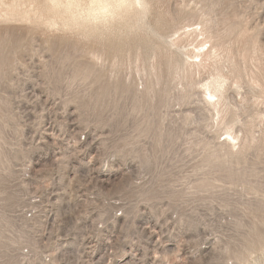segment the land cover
<instances>
[{"label": "rangeland", "instance_id": "rangeland-1", "mask_svg": "<svg viewBox=\"0 0 264 264\" xmlns=\"http://www.w3.org/2000/svg\"><path fill=\"white\" fill-rule=\"evenodd\" d=\"M143 1L0 0V264H264V0Z\"/></svg>", "mask_w": 264, "mask_h": 264}, {"label": "bare ground", "instance_id": "bare-ground-1", "mask_svg": "<svg viewBox=\"0 0 264 264\" xmlns=\"http://www.w3.org/2000/svg\"><path fill=\"white\" fill-rule=\"evenodd\" d=\"M51 1L53 3L52 4L53 7H51L52 11L60 13V11H58V8L63 6V9H61V10H63V12H65V13L67 11L71 12L70 13L71 14L70 20H73L76 24H79L80 22L82 23V21H86V22H90V23L91 22H94V23L101 22V21L106 20L108 18H113V17L121 14L123 11L130 10L131 8L144 7L145 6V3L143 0H94L93 1L94 4L92 3L93 5L87 10L88 12L85 14V13L81 12L82 9L81 10H80V8L76 9V7L78 8L80 6V4H78L79 3L78 0H51ZM15 2H16L15 4H17V1H15ZM18 4H20V3H18ZM26 12H27V10H26ZM28 14H29V12L27 13V15ZM68 17H67V19H68ZM56 23H57V21L55 22V25H56ZM51 24H52V22H51ZM61 25L67 26L68 21L62 22ZM192 32L196 33L197 30L193 29ZM198 35L202 36L203 33L199 32ZM204 43H206V42H204ZM206 45L207 44H203L199 47L198 54H195V55L193 54L194 56H191V55H189V56L190 57H201L202 55L211 56L212 54L217 53V51L215 49L207 48ZM221 85H222V79H220V78H216L212 83L208 84L207 86L205 85L206 86L205 91H206L207 96H209V98H210V104L211 105L217 106V104H219L218 101H216L215 99L218 96L217 90L219 87H221ZM226 141L232 143L234 146L236 145V138L233 135H231V133L227 134Z\"/></svg>", "mask_w": 264, "mask_h": 264}]
</instances>
